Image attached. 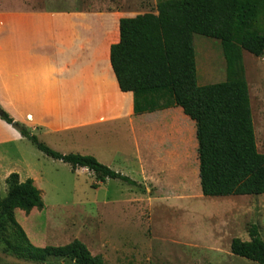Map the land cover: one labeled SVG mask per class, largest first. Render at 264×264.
I'll return each instance as SVG.
<instances>
[{
    "label": "rangeland",
    "instance_id": "obj_1",
    "mask_svg": "<svg viewBox=\"0 0 264 264\" xmlns=\"http://www.w3.org/2000/svg\"><path fill=\"white\" fill-rule=\"evenodd\" d=\"M157 2L10 0L6 3L12 6L2 3L0 10L22 12L27 6L83 12L109 10L135 16L156 13ZM192 42L198 83L223 81L225 63L219 41L194 33ZM242 62L256 145L264 153V54L255 56L243 50ZM169 111L140 116L132 126L98 125L78 142H68L62 135L64 140L57 143L54 136L39 137L61 153L93 155L139 186L118 179L97 182L87 168L72 169L68 163L45 155L26 138L19 143L24 157L32 162L30 173L44 203L42 209L27 214L15 210L30 241L37 246L63 245L77 238L105 264H259L232 254L230 242L234 237L248 240L251 224L257 225L264 240V193L203 195L195 124L189 117ZM6 191L7 185L1 180L0 199ZM0 264L42 263L16 256L0 241ZM48 264L60 262L51 260Z\"/></svg>",
    "mask_w": 264,
    "mask_h": 264
},
{
    "label": "trees",
    "instance_id": "obj_2",
    "mask_svg": "<svg viewBox=\"0 0 264 264\" xmlns=\"http://www.w3.org/2000/svg\"><path fill=\"white\" fill-rule=\"evenodd\" d=\"M194 33L219 41L225 79L199 84ZM264 54V0H158L156 13L119 19V41L110 46V64L122 91L133 94V112L142 114L179 106L195 124L198 176L205 196L264 193V153L257 149L242 51ZM0 119L45 155L85 167L97 182L118 179L139 186L90 154L54 150L14 120L1 106ZM0 199V241L18 257L48 264H105L75 238L63 245H34L15 217L43 208L33 179L21 181L16 172L6 179ZM248 240L232 238V254L264 264V240L256 224L248 227Z\"/></svg>",
    "mask_w": 264,
    "mask_h": 264
},
{
    "label": "crops",
    "instance_id": "obj_3",
    "mask_svg": "<svg viewBox=\"0 0 264 264\" xmlns=\"http://www.w3.org/2000/svg\"><path fill=\"white\" fill-rule=\"evenodd\" d=\"M7 1L0 0V6H12ZM23 7L22 12L0 10V106L38 138L78 142L98 125L128 126L165 109L186 116L179 106L134 114L132 92L120 89L110 46L119 41V19L132 16ZM24 139L0 119V181L12 172L21 181L35 179L32 162L18 146Z\"/></svg>",
    "mask_w": 264,
    "mask_h": 264
}]
</instances>
